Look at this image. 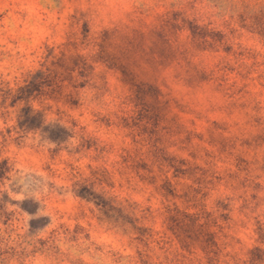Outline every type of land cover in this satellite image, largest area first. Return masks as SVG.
Listing matches in <instances>:
<instances>
[{"label":"rangeland","instance_id":"obj_1","mask_svg":"<svg viewBox=\"0 0 264 264\" xmlns=\"http://www.w3.org/2000/svg\"><path fill=\"white\" fill-rule=\"evenodd\" d=\"M0 264H264V0H0Z\"/></svg>","mask_w":264,"mask_h":264}]
</instances>
